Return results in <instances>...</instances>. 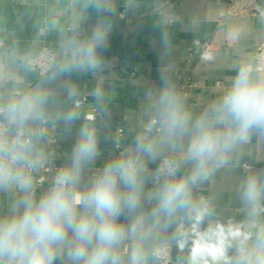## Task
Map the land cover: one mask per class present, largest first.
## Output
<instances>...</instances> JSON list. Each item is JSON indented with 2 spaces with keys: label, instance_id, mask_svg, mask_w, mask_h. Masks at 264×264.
Segmentation results:
<instances>
[{
  "label": "crops",
  "instance_id": "0c3cea01",
  "mask_svg": "<svg viewBox=\"0 0 264 264\" xmlns=\"http://www.w3.org/2000/svg\"><path fill=\"white\" fill-rule=\"evenodd\" d=\"M227 1L0 0V106L6 109L25 95L46 96L41 110L34 112L23 127L9 123L6 112L1 114L10 130L35 132L23 150L35 171L46 177L38 186L31 175L37 199L52 186L58 168L71 163L72 150L85 124L96 130L99 155L84 166L82 190L104 165L130 150L135 154L138 138L153 141L162 149L154 160L142 154L149 170L146 192L152 189L158 158L173 154L167 145H161L160 132L148 130L153 118L160 119L161 93L171 91L195 119L222 99L239 67L252 62L254 51L264 43V0H258L263 15L254 19L220 17ZM108 25L105 43L96 48L99 66L80 67V46L91 41L98 27ZM195 41H208L212 53L201 57L190 53L187 47ZM42 47L57 53L60 67L39 76L26 60ZM188 68L195 86L177 88L179 74ZM253 75L264 76V71H253ZM92 112L98 117L85 119L84 115ZM69 113H75V119L66 122ZM183 143L186 146L187 140ZM189 171L190 165L185 164L179 174ZM256 174L264 178V131L259 129L253 130L249 142L228 154L227 163H221L207 179L193 186V196L209 199L212 220L242 221L246 212L240 186ZM23 195L15 184L0 186V216L10 214L13 202ZM144 207H151L147 196ZM124 219L122 215L120 220ZM171 235L168 229L149 241V264H158L151 255L155 245H176ZM234 252L230 248L228 254ZM173 257L172 264H185L187 250L177 249ZM62 261L58 257L54 264Z\"/></svg>",
  "mask_w": 264,
  "mask_h": 264
},
{
  "label": "clouds",
  "instance_id": "9594fccd",
  "mask_svg": "<svg viewBox=\"0 0 264 264\" xmlns=\"http://www.w3.org/2000/svg\"><path fill=\"white\" fill-rule=\"evenodd\" d=\"M109 30L110 25L98 27L91 41L80 46V67L99 66L96 48ZM45 98L42 93L25 95L0 112L23 127ZM160 105L161 145L173 154L161 160L147 192L149 170L142 154L154 160L162 149L146 138H138L135 154L130 150L104 165L82 190L84 166L99 155L96 130L85 124L71 163L57 170L52 186L38 199L31 171H22L33 166L23 150L27 145L18 138L0 142V186L15 184L24 194L10 214L0 216V264H54L58 257L62 264H149V241L168 229L178 250H187L185 264H264V178L250 175L242 182V221L212 220L209 199L192 192L227 163L237 145L249 142L254 129L264 131V76L241 65L222 99L195 119L167 89ZM74 119L75 113L65 116L66 122ZM185 164L190 171L178 176ZM146 196L150 209L144 207ZM230 248L234 255L228 254ZM151 255L159 258L161 249L153 248Z\"/></svg>",
  "mask_w": 264,
  "mask_h": 264
},
{
  "label": "built area",
  "instance_id": "2783aa9c",
  "mask_svg": "<svg viewBox=\"0 0 264 264\" xmlns=\"http://www.w3.org/2000/svg\"><path fill=\"white\" fill-rule=\"evenodd\" d=\"M225 15L254 19L263 15V9L259 4L258 0H228L225 9L221 13L220 17H223ZM187 50L190 53H194L196 57L206 56L212 53L211 44L208 41L205 42L195 41L192 45H189L187 47ZM26 62L36 67L39 76H43L49 71L58 69L60 67V62L58 60L57 53L48 47H42L34 57L27 59ZM247 65H250L253 71H258V72L264 71L262 70L264 69V43H261L256 48L253 54V61L247 63ZM183 86H189V87L195 86V83L191 79L190 68H188L186 72H182L178 76L177 88H181ZM0 109H5V106L1 105ZM2 113L3 112H0V142L7 141L10 143L14 139L18 138L21 144L28 146L32 142V138L35 132L32 130L29 131L23 129L10 130L6 121L1 117ZM84 117L87 120H95L98 117V114L96 112L86 113ZM154 121H156L157 123H154ZM158 121H159L158 117L152 119L151 130L153 132H159L158 129L160 128V125ZM42 130L45 129L42 128ZM120 135H121L120 130H117V136L120 137ZM116 148L120 154L123 153L118 143L116 144ZM164 157L166 156H161L158 158L157 164L153 169L151 188H153L156 169L158 168L159 164L161 163V160ZM17 167H19V165H17ZM44 167L45 166H42V168ZM22 171L25 172L31 171V175L35 177V182L38 186L43 185L46 181L45 175L38 174L33 166L31 167V169L27 167L23 168ZM178 176H180L179 173ZM154 248L161 249V255L159 258L152 255L154 261H156L158 264L173 263L174 251L178 249L176 245L161 243L155 245ZM165 249L167 250V254H165L164 252Z\"/></svg>",
  "mask_w": 264,
  "mask_h": 264
}]
</instances>
